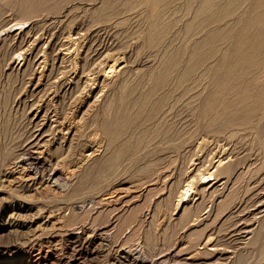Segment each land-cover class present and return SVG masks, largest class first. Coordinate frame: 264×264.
<instances>
[{"label": "rangeland", "instance_id": "374dc122", "mask_svg": "<svg viewBox=\"0 0 264 264\" xmlns=\"http://www.w3.org/2000/svg\"><path fill=\"white\" fill-rule=\"evenodd\" d=\"M36 1H40V3L45 5L44 7H42L43 5L41 6L42 9H40L41 13L39 17L34 20L30 19L31 24L29 23L23 28L17 26L18 28L14 27L13 30L5 32H1V29L9 24V19H17L22 25H25L29 22L26 19L28 15L20 14L16 6V0L6 1L0 6V264H141L146 260V262L150 264H183L182 262H184V264H197L201 262H206L208 264H238L237 262L242 258L244 263L239 262V264H246L247 262H249L248 264H264V254H260L259 250L261 249L259 247H257L258 249L256 248V250H258L257 253L254 250L255 247H249V245L244 246L242 243L231 240L233 238H231L228 233L235 221L228 220V223L225 221L228 215L232 213L231 210L224 213L223 220L221 218L212 226L205 227L207 224L206 221H203L204 224L202 225H191L194 219L193 217L199 213V210L201 211V209H203L202 206L201 208H196V205H194V203L192 204V202L187 199L185 203L175 207V197L177 196L175 193L177 192L176 189L179 186L178 184L184 182L185 176L191 173H186L185 169L191 164V161L195 159L191 152L186 154V151H184L185 153H183V149L186 150V148L190 146L189 144L188 147L183 149L181 147L182 150L179 148L178 152L172 153L170 150L165 151V149L161 151L165 147V144L168 145V142L162 143L160 142L161 139L158 140L159 138H156L157 141L154 139V142H158L155 145L158 147L156 150L159 156L156 154L154 156L155 158H143L140 161L133 160L134 162L130 161V170H128L127 173L128 178L125 180V183H120L121 185L111 184L109 188H107L108 186L104 183L98 185L97 182H93L95 178L91 179L87 185L88 187L85 189V192H87L85 195L82 190L86 184L84 187L82 184V186H80L85 168L80 169L78 166L80 164H78V162L84 158L85 154L91 152V149L85 146L90 145L89 139H91V135L96 132L88 130L86 137L89 135L90 138L88 137L85 142H80V144L74 139V145L72 144L69 149V145L62 143V137H65L63 135L66 134L67 131H61V134H58L55 129H51V122L48 121L44 130L46 132L49 130L48 135L51 134L50 136H52L53 134L54 138H50L52 141L48 142L49 145L48 143L44 145L45 151L43 150L44 155L42 158L45 164L40 171L41 173H39L41 176L38 175L35 179L36 183L34 184L28 181L26 182V179H19L18 172L21 168L19 165L15 167L17 165L14 163H16V160L21 155L24 146L29 143L32 126L36 122H39V120L48 113L46 117L49 118L53 114H56L59 122L58 126L64 129L70 122L83 121L86 116H89L90 121L91 116L97 112L99 109H97V107L101 105V103L103 104L106 96L110 95V98L114 99V88L105 89L106 84L104 80L99 77L101 75L100 68H102L104 64H112L111 62L113 60L121 59L124 61L122 65L129 66H127L128 70L133 72L137 70L136 72L138 73V70H140V75H145L150 69L165 63L169 57H173L176 62L182 61L184 59L182 52L185 48L193 49V47H195L196 49L204 51L205 43L220 47H224L228 43L226 39L224 45L220 36L208 42L207 37L209 31L206 32L207 29H205L207 25L205 20L206 16L199 18L193 16L199 7L198 2L194 3L192 9H189L187 6H181L173 13H171V11H165L164 13L165 4L170 2V0L163 2L162 0L158 1L157 4L159 6L154 1L150 0L153 3L148 1V7L147 0ZM239 1L240 0H233L232 9L238 10L241 8ZM150 5L154 6L151 8ZM161 5L163 6L161 7ZM135 7H137V9ZM151 11L154 12V15ZM161 13L164 17L161 16ZM150 14H152V16ZM158 14L160 15L157 17L159 21L156 18ZM187 20L194 22V28L196 29L192 32L186 27L187 24L185 25ZM156 24H159L158 27L160 29L157 28L160 31L158 32L152 29ZM183 27L185 28L183 29ZM36 37H52V45L47 46V44H45V48L42 44L37 46L33 42ZM67 37L74 38L75 41V60H73L71 65L67 62L62 64L61 56L58 53L61 42ZM54 39L56 40L54 41ZM194 41L197 42L195 43ZM28 46H30V50H32L28 52V54L31 55H26L27 58H25L23 62H21L22 59L20 58L19 62H21V66L16 68L17 64L15 63V65H13L15 61L13 58ZM41 47L43 49H41ZM165 48L169 52L166 51ZM40 50H44V57L47 61L46 67L43 70L37 69L35 65V57ZM164 51L167 52L166 56H164ZM109 58H111V61ZM22 64L24 65L23 67ZM99 65L100 67H98ZM143 71H145V74ZM96 74L98 81H96L95 87H91L89 79H94ZM142 77L145 76L138 77L139 80ZM57 81H59V83ZM55 82L57 86H55ZM132 82L133 80L126 81V83ZM67 83L69 84L67 85ZM98 85L99 87H97ZM130 86L132 89V85ZM59 87L61 89H59ZM128 89H130V87H127V90ZM99 96L101 98H99ZM94 98H96L97 101ZM37 113L40 117L34 122V117ZM182 117L183 115L180 117V113H176L171 120L164 125L165 130L171 127V130H169L171 131L172 137L176 138V136H178L179 142L176 144V146L178 145L177 147H185L183 142L189 137V135L186 134L190 133V130L188 131L189 127L187 128V126H185H189V124L185 123ZM61 122L64 124H61ZM162 127L163 126H161V128ZM181 128L185 130L187 128V131ZM155 130L156 129H153V133ZM153 133L151 135L155 138L156 135L154 133V136ZM138 136L139 132L136 137ZM87 140L88 143H86ZM135 144L136 141H134L133 145ZM194 144L195 143H192V146H194ZM77 145H80L79 149L83 152L78 150ZM135 147H139L138 144H136ZM142 148L144 147H141L140 150ZM68 150L71 152H68ZM68 153H72L71 155L74 156H71L67 161L66 156ZM170 155H173V157ZM57 165H59V169L60 167L62 170L67 169V172L73 173L75 171V173H73V178L68 179L67 182L58 181V183L55 179L51 180L48 176L51 170L57 167ZM62 165L65 168H62ZM162 167H165V169L162 170L159 176L162 177L172 174L169 180L166 179L164 182L155 181L148 187L146 186L148 188L147 191L146 189L137 190L131 187L136 183L140 184L139 182L141 180L144 181V178L147 179L149 177L150 172H156L158 169H162ZM11 168H18L19 171L10 172ZM172 183H175V185L170 187ZM127 188L129 189L127 190ZM100 189H102V191ZM79 190L82 191L81 195L85 197L93 194L91 198L94 199L88 198L90 196L86 198L98 202L96 207L97 211H95L93 203L91 204L88 202L86 203V207L84 206L82 209L83 211L72 208V204L75 202L73 199L76 197ZM109 201H112L113 204L107 205ZM109 209L113 210L110 211ZM185 209L188 211L186 210V212ZM94 211L97 213L94 214ZM93 221H96L98 228L100 226L101 228L107 227L114 222L117 227L115 231L116 236L122 235L120 243L125 242V245L128 247L124 246L123 248L127 249V251L122 250V248L119 250V247H122V245L119 244V247L114 248L113 252H107L109 249H107L106 241L96 235H93L89 243H87L84 239L89 240L86 238L89 234H79L78 228L86 226L89 222H92L94 225ZM97 227L94 225V228ZM228 229H230L229 232H227ZM211 232H215L217 235H215V239L217 237L215 244L219 250L221 249V252L219 251L220 254L215 255L206 254L205 256H199V249L202 248L203 245L198 248V244H201V241L209 236ZM91 234L93 233L91 232ZM55 235L59 236L57 240H53ZM37 236H41L44 239L41 243L31 244L35 241ZM78 236H80V238H77ZM121 237H118V239H121ZM126 237H128V239ZM96 246L97 249H95ZM127 253L129 256H127ZM253 253L256 254L255 257ZM74 258L76 260H74ZM90 258L91 260H89ZM93 258L98 259L95 260ZM223 258L227 260H225L226 263L223 261ZM229 258L232 260H228ZM137 259L138 261H136ZM245 259H248V261Z\"/></svg>", "mask_w": 264, "mask_h": 264}, {"label": "bare ground", "instance_id": "6f19581e", "mask_svg": "<svg viewBox=\"0 0 264 264\" xmlns=\"http://www.w3.org/2000/svg\"><path fill=\"white\" fill-rule=\"evenodd\" d=\"M6 1L14 0H0V6ZM148 1L151 3H153L152 1H154L157 4V2L161 0H147L146 2ZM163 1L168 0H162V2ZM149 2L147 3V7L149 6ZM197 2L199 4V7L197 8V11L193 16L197 18L206 16L205 20L207 22V25L205 29H207L206 32L209 31L207 37L208 42L220 36L224 45L225 40L227 39V45H225L224 47H220L213 46L210 43H205L204 51L196 49L195 47H193V49L185 48V50L182 52V56L184 58L182 61L176 62L173 57H169L165 61V63L150 69V71H148L146 74L145 71L147 69L143 71L145 75H140V70H138V73L136 72L137 70H134L135 68L133 69L134 72L128 70V65H122L124 61H122L121 59L113 60L111 62L112 64L103 62L106 64H104V66L101 65V75L99 77L104 80V83L106 84L105 89L114 88V92L112 91L114 93V99H111L110 95L106 96V98L104 97L105 100L103 104L101 103V105H97L98 107L95 106L97 107V109H99L93 116H91L90 121L89 116H86V121V117H84L83 121L80 120L79 122L75 121L69 123L68 121L69 125H66L64 129L63 127L58 126L59 122L56 114H53L51 112L53 115L49 118L46 117L49 113H46L47 115L45 117H42L39 122H36L32 126V130L30 129L32 132L30 141L24 146L21 155L16 160V163H14L17 165L15 167H18L19 165V167L21 168L20 171L18 170V168H11L10 172H15L18 170L19 179H26V182L28 181L31 184L36 183L35 179L38 177V175H40L39 173H41L40 171L45 164L42 158L45 151L44 145L49 141H52V139L54 138L53 134L52 136H50L51 134L48 135L49 130L48 132L44 130V127L46 126V123H48V121L51 122V125L49 123V125L52 126L51 129H55L58 134H61V131H67V133L63 135L65 137H62V143L69 145V149L71 148L74 139L79 142H77L78 144H80V142H85V140L89 137V135L88 137H86V134H88V130L96 132L92 134L91 139H89L90 145L92 146H85L86 148L89 147L88 149H91V152L85 154L84 158H82L78 162V164H80L78 165L80 169L85 168V171L83 170L84 176L82 177V180L80 182V186L83 185L84 187L86 184L84 188L82 187V191L85 195L87 193L85 192V189L88 187L87 185L89 181L94 178L95 179L93 180V182H97L98 185L104 183L106 186H108L107 188H109L111 184L118 185L120 183H125V180L128 178V170H130V161H140L143 158H153L158 153L156 150L158 147H156L155 145L158 142H154V139L156 140V138H159L158 140L161 139L160 142L162 143L168 142V145L165 144V147L161 151L165 149V151L170 150L172 153H176L179 151V148L181 149L182 147L183 149L190 145L188 148H186V150L183 149V153H185L184 151H186V154H189V152H191L194 155L195 159L191 161L190 165H188V163V166H185V172L191 173L185 176L184 182L178 184L179 186L177 187V192L175 193L177 194V196L175 197V207L182 205L186 202L187 199L188 201L192 202V204L194 203V205H196V208H201L202 206L203 209H201V211L199 210V213L195 217H193L194 219L192 220L191 225H202L206 221L207 224L205 227L212 226L214 223H216L217 220L221 218L223 220L224 213L228 210H231L232 213L229 214L228 218L225 220L227 221V223L228 220L235 221L230 228L231 230L228 229L227 231L229 232L230 230L228 235L233 238L231 240L242 243L244 246L249 245V247H255L254 250L256 252L258 251L256 250V248L259 247L261 249L259 250L260 254H264V0H240L239 5L241 6V8L238 10L232 9L233 0H170V2H167V4H169H165L166 7H164L165 9L163 8L164 10H162L164 13L165 11H171V13H173L177 8H180L181 6H187L189 9H192L194 3ZM16 6L20 14L28 15L26 16V19L29 22L25 25H22L17 19L11 18L8 20L9 24H7L5 28L1 29V32L11 31L14 27L23 28L29 23L31 24V20L37 19L39 17V14L41 13L40 9H42L41 6L44 7L45 5L36 0H16ZM153 6H151V8ZM162 6L163 5H161V7ZM147 7L146 9H148ZM135 8L137 9V7ZM150 15L152 16V14ZM159 16L160 15L158 14L156 18ZM161 16L164 17L162 13ZM185 25L191 32L196 29L194 28L193 21L187 20ZM158 26L159 24H156L152 27V29H155V31L158 32L160 31L158 30ZM184 28L185 27H183V29ZM55 40L56 39H54V41ZM33 42L37 46H40V44H42V46L44 45L45 48V44H47V46L52 45V37H36ZM194 42L196 43L197 41ZM74 46V38L72 39L67 37L61 42L59 50H57L59 55L61 56L62 64L67 62L71 65L73 60H75ZM41 49L43 48L41 47ZM165 50L168 51L166 48ZM31 51L32 50H30V46H28L22 52L18 53L13 58V60H15L13 62V65H15L16 63V68L20 67L21 62H23L28 55H31L28 54V52ZM43 51L40 50L35 57V65L37 66V69L42 70L45 69L47 64ZM166 51H164V56L167 55ZM20 58L22 59L21 62H19ZM110 59L111 58H109V60ZM23 66L24 65L22 64V67ZM98 67H100V65ZM141 76L145 77H142L139 80ZM95 77L91 80L88 78L89 82H91V87H95V83L96 81H98L97 74ZM127 80H133V82H136L126 83ZM57 82L59 83V81ZM68 84L69 83H67V85ZM130 85H132V89ZM55 86H57V83ZM97 87H99V85ZM127 87H130V89L127 90ZM59 89L61 88L59 87ZM96 98L94 99L97 101ZM99 98L101 97L99 96ZM176 113H180V117L183 115V121L189 124V126L184 124L185 126H187V128L189 127L188 131L190 130V133L186 134L189 135V137L186 138V140L183 142L185 147H177L178 145L176 146V144L179 142L178 136L175 135L176 138L172 137L170 131L171 127H168L170 130L167 128V130H165L164 125H166V123L170 121ZM39 117L40 116L37 113L34 117V122L37 121ZM61 124L64 123L61 122ZM161 126L163 127L161 128ZM187 128L186 130L184 128L181 129L187 131ZM153 129H156L154 132L156 135L155 138H153V136L151 135L153 133ZM138 132L139 136L136 137ZM134 141H136V144H138L139 147L136 148V144L133 145ZM86 143H88V140ZM192 143H195L194 146H192ZM79 146L77 147L78 150L83 152L79 149ZM141 147L144 148L140 150ZM68 152L71 151L68 150ZM71 154H67V161L69 158H71V156H74ZM157 155L159 156V154ZM170 156L173 157V155ZM59 165L51 170L48 176L51 178V180L55 179L58 183V181L67 182L68 179L73 178L75 169L73 170L74 172L72 171L73 173H70L69 171H66L67 169L62 170L61 167L59 169ZM63 167L64 166L62 165V168ZM163 169H165V167H162V169L160 170L158 169V171L156 172H150V174L148 173L149 177L147 179L144 178V181L141 180L142 182H139L140 184L136 183L131 187L137 190L146 189L147 191V187L153 184V182H164L166 179L169 180V177H171L172 174L164 175L162 177L159 176L160 173H162ZM174 185L175 183H172V185L170 184V187H173ZM128 189L129 188H127V190ZM100 190L102 191V189ZM82 191L79 190L78 194H76V197L73 199V201L75 202L72 204V208H74L75 210H82L84 206L86 207V203L88 202L91 204L93 203L95 211H97L96 207L98 205V202L88 200V198H91L93 194L88 195L90 197L86 196L88 197L86 198L84 195H81ZM113 202L109 201L107 205L111 203L113 204ZM186 210L187 209H185V211ZM95 211L94 214L97 213H95ZM93 222L95 227H97L98 225H96V221ZM94 225L92 222H89L86 224V226H81L82 228H78L79 234H89L88 236L86 235V238H88L89 240L83 238L87 243H89L93 235H96L99 236L102 240L106 241L107 249H109V251L106 249L107 252H113V249L119 247V244L122 245V247H119V250L120 248H122V250L127 251V249L123 248L124 246H126L125 242L120 243V240H122V235L116 236L115 231L117 227L114 222L104 228H101V226L99 228H94ZM91 232L93 234H91ZM215 235V232H211L209 236L205 237L204 240L201 241V244H198V248L203 245L202 248L199 249V256H205L206 254H220L221 249L219 250L217 245L215 244V241H217V237L215 239ZM118 237H121V239H118ZM58 238L59 236L55 235L53 240H57ZM77 238H80V236H78ZM126 238L128 239V237ZM43 239V237L37 236L35 241L31 244L41 243ZM95 249H97V246ZM255 255L256 254H254V257ZM127 256H129L128 253ZM97 259L98 258H96L95 260ZM230 259L231 258H229L228 260ZM74 260L76 259L74 258ZM89 260H91V258ZM225 260L223 258V261ZM245 260L248 261V259ZM136 261H138V259ZM146 261H141V264H150ZM239 262L244 263L243 258L240 259ZM239 262L237 263L239 264ZM182 263L184 264V262ZM248 263L249 262H247L246 264ZM197 264L208 263L201 262Z\"/></svg>", "mask_w": 264, "mask_h": 264}]
</instances>
